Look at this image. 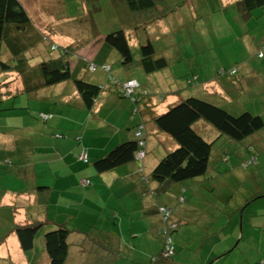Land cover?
<instances>
[{
	"label": "crops",
	"instance_id": "1",
	"mask_svg": "<svg viewBox=\"0 0 264 264\" xmlns=\"http://www.w3.org/2000/svg\"><path fill=\"white\" fill-rule=\"evenodd\" d=\"M21 2L28 10L33 24L46 33L51 42L59 46L75 44L76 49L70 57L72 71L89 81L103 84V87L107 86L105 70L97 68L89 72L87 66L90 62L110 64L118 58V53L104 42V34L119 26H125L130 43L135 46L141 33L134 25L133 18L137 14L128 9L125 0H21ZM235 2L236 0H160L162 8L165 6L170 11L155 22L156 26L155 24L154 27L150 26V33L154 30L155 36L163 35L169 42L189 35L193 44L189 46L190 50L192 46L195 47V52L203 56V63H209L212 70V65L213 69L217 68L213 62L216 56L215 51L211 49L214 44L209 45L205 34L207 31L213 33V20H216L214 8H225L236 22L241 21L233 10ZM256 9L261 10L259 13L255 11V16L262 19L264 7ZM242 23L248 27L245 28L248 32L255 26L250 20ZM232 36L233 34L229 35V39L226 40H233ZM253 41L256 49L262 44L260 42L257 46L256 40ZM26 55L31 64H36L43 58L56 57L57 52H50L46 43H40L31 48ZM260 60L264 61V51ZM231 62L229 67L222 68L230 69L237 66L238 72L240 67L238 59H233ZM201 64V61L196 62L197 66ZM98 69L99 73L96 74ZM252 69L255 74L264 78V64H253ZM197 72H199L198 69ZM136 74L135 77L141 78L144 82L146 77L142 72L137 70ZM202 76L205 77L204 80L193 92L214 94L220 100L226 99L227 103H230L232 99L237 101L243 93L236 89L226 75L212 76L207 72ZM239 77L242 79L240 88L250 90L251 87H247L248 84L244 82L246 79L244 74L239 73ZM162 82L160 86L164 90L168 89L171 94L162 101L158 100L159 105L154 108L158 112L159 107L164 110L166 105L178 99L175 92L177 87H167V82L164 80ZM260 88L259 92H261ZM231 106L232 110H239L244 105L240 103ZM131 108L130 100L117 98L115 94L103 90L97 97L94 107L86 109L71 81L26 92L16 72H1L0 163L11 164L5 171L1 169L0 175L8 177L10 181L13 180L11 188L18 193H6V191L0 193V226H3L2 229L0 228V238L7 232L4 228L6 222L10 228L12 221L30 223L33 220H40L47 223L49 227L55 222L66 221L74 230L69 239L76 247L73 246L70 250L69 261L78 257L80 263L95 264V254L90 252L91 244L87 242L83 231L95 219L93 218L95 214L100 216L97 221H101L108 214L112 216L111 220L121 216L120 231L116 228L119 236L118 253L110 256L109 264H148L149 250L145 248L154 247V239L158 241L156 249L161 248V240L158 238L161 235L160 220L154 211L153 201L156 199L149 194H143L145 185L139 180V174L136 171L138 164L134 163L108 173L93 172L95 185L86 187L85 192L80 194L79 182L82 177L90 173V169L73 155L80 148L76 142L78 136L83 137L85 142L84 138L88 140L90 136L94 138L102 135L106 144L132 137V132L125 129L133 123L129 116L124 117L129 115ZM38 112H52L53 120L45 123L38 117L31 116L32 113ZM91 119H94L98 126L104 127L103 133L95 134L93 129L86 130V124ZM198 126L214 134V131L204 123L199 122ZM152 131L155 135L152 132V135L147 137V145L152 153L147 161V167H152L158 156L162 154L154 153L152 150L157 139L164 142L167 149L175 146L167 136L156 132L155 129ZM54 133L64 135L58 137ZM262 137L264 139V133ZM252 140L257 148L258 161L259 156L264 157V141L256 138ZM92 150L93 148L88 150L90 155H96ZM231 172L233 170L230 174ZM2 179L0 178V182ZM209 184H213V187ZM102 186L110 188L106 197L104 194L107 188ZM184 186L185 193L192 192L185 202H179L171 197L180 192L181 184L167 188L170 197L158 199L160 203L175 207V217L180 222L177 234L174 235L177 253L172 261H163L160 264H226L229 255H225L226 250L236 246L234 242L239 231L235 230L234 233L231 227L237 213L240 212V217H244L245 207L240 206L244 203L230 208L228 200L225 202L218 200L219 196L211 191L216 189V186L220 187L219 178L190 182ZM86 198L90 199L91 212L79 215V204L86 201ZM248 198L250 199V196ZM103 199L106 202L104 206ZM71 205L73 206L70 208ZM240 207L241 209H238ZM70 209L75 211L73 216L66 212ZM226 212L232 216L220 222L218 219L222 218ZM97 221L95 219V222ZM252 227L257 229V226ZM142 235L149 238L146 241L149 245L144 246V243L139 241L140 248L136 252L137 243L128 238L134 236L140 239ZM37 241V247L35 246V249L26 254L21 250L15 233H8L5 240L0 243V264L46 262L48 258L43 251L42 240Z\"/></svg>",
	"mask_w": 264,
	"mask_h": 264
},
{
	"label": "trees",
	"instance_id": "2",
	"mask_svg": "<svg viewBox=\"0 0 264 264\" xmlns=\"http://www.w3.org/2000/svg\"><path fill=\"white\" fill-rule=\"evenodd\" d=\"M159 2L160 0H125L128 9L137 14L133 18L134 25L137 28L136 30H140L141 33L135 46L130 43L125 26H119L104 34V42L118 53V58L110 64L90 62L87 66L89 72L95 71L97 68L105 70L107 73L105 81L107 86L103 87V84L89 81V79L72 71L70 57L76 49L75 44L59 46L51 42L48 35L33 24L31 16L21 0H0V73L16 72L22 82L23 90L26 92L71 81L86 109L94 107L97 97L103 90L115 94L117 98L131 101V111L129 115L124 117L129 116L130 121L133 123L125 129V131L132 132V137L123 141L107 142L106 144L105 139H102V135L94 138L90 136L88 140L84 138L85 142L83 137L78 136L76 142L80 148L73 155L90 169V173L82 177L79 182L81 185L80 194L85 192L86 187L90 188L95 185L93 175L120 170L134 163L138 164L136 171L139 174V180L145 185L143 194H149L156 199L153 201L154 211L160 220L159 231L161 235L158 238L161 240V248L158 253L150 256L148 264H160L163 261L170 262L177 253L174 233L177 232L180 222L175 217L176 209L173 205L158 201L162 197H170L167 188L181 184L182 189L180 192L171 197L179 202H185L187 198L183 196L186 191L184 184L187 185L190 182L210 178L216 179L220 172L217 171L219 170L217 167L219 161L223 163L230 161L229 171L238 169L239 166L249 168L257 164L258 152L252 140L253 138L247 145L246 152L248 155L245 156L234 149L236 157L240 160L239 166H236L230 160L228 153L216 150L214 145L216 144V147L219 148L220 145L238 147L232 142L242 141L246 137H253V134L257 132L264 133V120L261 113H252L245 106L239 110H232L231 105L238 104L233 99L230 103H227L226 99L220 100L214 94L193 92L195 88H199V84L205 78L202 75L207 72L212 76L226 75L230 82L236 86V89L243 91V88H240L242 79L237 74L239 73V71L237 72V66L230 69L222 67L221 69H213L212 67L211 70L209 63H203V56L198 55L199 52H195V47L192 46L190 50L189 46L193 44L188 34L185 38L181 37L180 40L163 42L158 46L154 44L158 35L155 36L154 30L150 33V26L152 27L154 24L156 26L155 22L166 16L170 11L165 6L162 8ZM260 7H264V0H236L233 10L242 22H248L252 18L253 10ZM225 10V8H214V11H221L222 13ZM40 43H46L49 51H56L57 56L43 58L38 63L31 64L26 53ZM263 51L264 43L260 45L259 57L263 56ZM185 54H187L186 57L189 60V68L183 70L181 74L178 71L176 73L174 71L167 72L173 62L184 60ZM215 59L216 56H214L213 61ZM197 61H201L202 64L197 66ZM116 62L120 65L113 68L112 65ZM92 64L95 67L94 70L89 67ZM196 67L199 72H197ZM137 70L146 77L144 82L141 78H136L133 75L132 72ZM176 78H181L183 82L176 83L173 81ZM163 80L167 82V87H177L175 92L178 99L158 112L154 109L159 105L158 100L161 99L162 101L171 94L168 89L164 90L160 86ZM129 81H134L131 87L126 86ZM42 114H46L47 117H42ZM31 116L38 117L45 123L53 120L52 112L32 113ZM199 122L211 128L214 134H210L203 128L201 129L198 126ZM86 126V130L93 129L96 132L95 134L104 131V127L98 126L94 119H91ZM154 129L171 139L175 146L164 151L161 150L162 154L158 156L153 166L147 167V161L152 156L149 151L151 149L147 145V137L152 135ZM54 135L61 137L64 134L54 133ZM153 135H155L154 132ZM156 144L162 145L164 149L166 147V144L158 139ZM92 148L96 155L92 156L88 152ZM0 164H2L0 170L5 171L11 163L1 162ZM0 178H3L0 182V193L3 191L18 193L11 188L13 184L11 181L13 180L10 181L8 177L5 178L1 175ZM102 187L107 188L105 189V196L110 188L108 186ZM257 196H264V193L257 195L254 192L249 201L257 199ZM104 199L102 201L104 202L103 206L106 203ZM87 200L90 199L86 198V201L79 204V215L91 212V203ZM247 208L245 207V209ZM73 211L71 209L66 210L71 216H73ZM93 218L97 221L100 216L95 214ZM120 218L121 216H117L111 220L112 216L108 214L101 221L95 222L94 219L83 231L86 240H88L87 242L91 244L90 252L95 254V264H109L110 256L118 253L119 236L116 228L119 230L121 227ZM0 228L2 229L3 226H0ZM4 228L7 232L1 236L0 243L5 240L8 233L14 232L21 250L26 254L35 249V246L37 247L38 239L42 240L43 251L48 259L46 262L33 264H83L78 261V257L69 261L70 250L74 246L69 237L74 230L66 221L55 222L51 227L40 220H33L30 223H14L12 221L10 228L8 222L5 223ZM105 228L106 230H104ZM256 228L262 233V227L257 226ZM242 231L240 227L235 245L243 239L244 233L242 234ZM254 261L255 264H264V260L259 259V257ZM254 261H250L249 264H253ZM246 262L244 261L242 264H246Z\"/></svg>",
	"mask_w": 264,
	"mask_h": 264
},
{
	"label": "rangeland",
	"instance_id": "3",
	"mask_svg": "<svg viewBox=\"0 0 264 264\" xmlns=\"http://www.w3.org/2000/svg\"><path fill=\"white\" fill-rule=\"evenodd\" d=\"M260 10L261 9H255L253 11V15L250 21L255 26L252 27L250 32H248V30L245 29L246 26L243 25L242 21L236 22L234 20L235 18L230 16V12L228 10L227 11L225 10L224 13H222L221 11H215L216 20H213V25H212L213 33L207 31V34H205V36L209 45L214 44V47L211 49L215 51L216 59L213 62L218 69H221V67L223 66L227 68L231 65L232 63L231 61L233 59H238L240 63V67L238 69L240 71L239 73L244 74V77L246 78L244 82L245 84L247 83L248 84L247 87H251V89L248 91L243 89L242 91L243 93H241L242 95L237 100V103L238 104L242 103V105H244L245 108L249 109L252 113H261L264 120V78L261 75L255 74L252 69L253 64H257V65L258 63L259 65L264 64V61L262 62L260 60V57L258 56V51L260 50V47L256 49L257 47L254 46L255 43L253 41L254 39L256 40L257 46L258 43L260 42L264 43V20H262L264 19V14L261 16L262 19H259L258 17L255 16L256 15L255 11H258L259 13ZM231 34H233L232 36L233 40H226L229 39V35ZM163 42H167L165 37L163 35H158L156 37L154 44L158 46ZM183 50L185 49L183 48ZM186 56L187 54H185L184 60L182 59L177 62L176 61L173 62L172 65H170L169 69H167V72L174 71L176 73L178 71V73L181 74L183 70L189 68L188 67L189 60L187 59ZM208 59L211 62L210 57H208ZM118 65L120 64L116 62L112 66L113 68H115ZM97 73H99V69L96 71V74ZM112 73L114 72L112 71ZM132 73H134V75H137L136 71H133ZM105 75L107 76V73H105ZM173 81H175L176 83L183 82L181 81V78L173 79ZM259 87H261L260 88L261 92H259ZM158 110L162 111L160 107ZM79 128L80 127H78V129ZM252 138H256V139H260V141H264L262 137V132L259 133L257 132L253 134V137H246L242 141H235V142L231 141L232 143H235V145L238 147H233L232 145L231 146L220 145L219 148L216 147L215 144L214 148L218 151L228 153L230 156V160L233 161V163L236 166H239L238 163H240V160L236 157V153L234 152V149H237V151H240L245 156L248 155V153L246 152L247 145ZM156 145L157 144L155 142L152 149L154 153L159 152L161 154L162 153L161 150L164 151L167 149V147L163 149L162 145L159 144L157 146ZM230 164H231L230 161H228L227 163H223L221 161L218 162L217 167L219 170L217 171L220 172L218 173L216 178L220 179V187L216 186V189H213V191L211 192H214L216 195H218L219 196L218 200L220 201L225 202V200H228L230 208H232V206L234 207L239 206L238 204L240 203H244L240 205L241 207H248V208L245 209V214L243 218L242 216L240 217V212L237 213V217H235L234 222L232 224L231 227L232 232L235 233V230H240L241 227V231L243 230L242 234L244 233V235L240 243H237L234 248L233 246H231L226 250V252H228L232 248V250L229 251L228 253L229 254L227 256L228 261L226 262V264H238V263L242 264V262L244 261H247L246 264H249L250 261H254L258 257L259 259L264 260V196L261 197L257 196L258 197L257 199H252L251 201H249L248 198L249 196L251 197L254 192H256L257 195H261V193H264V157L262 158L261 156H259V160L257 161V164H254L249 168H243L242 166H239L238 169H234L233 172H231V174L229 171ZM209 186L213 187V184H209ZM203 191L204 190L202 189L201 192L203 193ZM191 194L192 192L190 191L184 193L183 196L188 199ZM247 198L248 200H245ZM247 201L249 202L247 203V205H245ZM230 216L232 215L226 212V214L223 215L222 218H219L218 220L222 221V219H228L230 218ZM212 221H214V219H212ZM252 226L262 227L261 228L262 234L258 229H253ZM174 234L176 235L177 233ZM128 239H133L135 243H137L138 246L136 248V252L139 251L140 243L143 242L144 246L149 245L148 242L146 243V241H148L149 238L144 237V235H142L140 239L134 236ZM154 240H155L154 247L147 246L145 248L146 250H149V255L147 256L148 259L150 258L151 255L156 254L159 251L156 249L158 245V241L156 239ZM139 241L140 243H138ZM234 243H236V240ZM244 257L246 258L243 260ZM253 264H255V261L253 262Z\"/></svg>",
	"mask_w": 264,
	"mask_h": 264
},
{
	"label": "built area",
	"instance_id": "4",
	"mask_svg": "<svg viewBox=\"0 0 264 264\" xmlns=\"http://www.w3.org/2000/svg\"><path fill=\"white\" fill-rule=\"evenodd\" d=\"M89 67H90L91 70H94V69H95V67H94L93 64L90 65ZM107 68H108V67H107ZM133 84H134V81H129V82L127 83L126 86H127V87H131ZM129 90H131V89H129ZM129 90H128V91H129ZM129 92H130V91H129ZM129 92H128V93H129ZM42 117L46 118L47 115H46V114H42ZM166 252H167V251H166Z\"/></svg>",
	"mask_w": 264,
	"mask_h": 264
}]
</instances>
